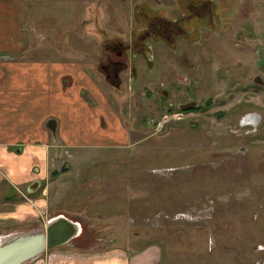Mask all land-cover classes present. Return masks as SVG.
Instances as JSON below:
<instances>
[{"label":"rangeland","instance_id":"374dc122","mask_svg":"<svg viewBox=\"0 0 264 264\" xmlns=\"http://www.w3.org/2000/svg\"><path fill=\"white\" fill-rule=\"evenodd\" d=\"M69 1L76 7L58 9L50 36L65 49L76 31L65 19L79 26L84 13L79 0ZM91 2L100 25L91 37L94 53L96 36L102 40L97 61L107 55V42L130 39L133 9L143 3L181 15L175 0ZM223 2L228 9L215 2L212 13L218 26L208 21L196 44L149 41L151 65L134 59L137 68L122 74L120 92L107 84L118 116L109 125L118 137L126 132L124 141L61 147L43 179L20 187L0 181V237L37 231L64 215L83 233L58 248L62 254L92 245L87 251L117 249L131 257L151 246L161 253L158 264H264V85L254 82L257 76L264 82V0ZM173 49L191 65L171 63ZM190 101L200 111L178 109ZM251 116L256 126L244 125Z\"/></svg>","mask_w":264,"mask_h":264},{"label":"crops","instance_id":"0c3cea01","mask_svg":"<svg viewBox=\"0 0 264 264\" xmlns=\"http://www.w3.org/2000/svg\"><path fill=\"white\" fill-rule=\"evenodd\" d=\"M57 1L0 0V181L9 180L14 187L43 179L49 157L59 156L61 147L104 148L126 137V132L118 137L109 125L118 116L96 69L102 40L96 36L94 53L91 37L100 25L92 19L91 0L78 1L84 12L79 26L65 19L66 28L76 27L66 49L50 36L56 34L58 9L76 5ZM92 100L99 116L93 113ZM91 247L66 254L56 249L33 264H158L161 259L151 246L131 257L117 249L102 255L87 251Z\"/></svg>","mask_w":264,"mask_h":264},{"label":"flooded vegetation","instance_id":"af4514ba","mask_svg":"<svg viewBox=\"0 0 264 264\" xmlns=\"http://www.w3.org/2000/svg\"><path fill=\"white\" fill-rule=\"evenodd\" d=\"M181 15L178 17H172L169 10L158 11L155 13L151 9L153 5L149 3H143L144 15L139 18L138 9H133V22L131 25V37L127 42L122 41L120 38H113L110 43L107 42V51L105 58L98 59L96 66L97 71L101 77L105 80L112 90L120 92L122 89L121 76L126 71L130 70L134 72L135 60L140 58L144 63L151 65L149 62V41H153L159 37L166 38L169 42L184 40V43L193 45L201 39V28H205L207 22H211V26H218L219 19L213 15V11L217 9L216 5H223L224 9H228L223 0H175ZM157 8V7H156ZM204 12L206 15L202 14ZM108 39V38H106ZM110 40V39H108ZM173 57H171V63L176 60L180 65L190 66L191 62L187 58V54H178L177 50H171ZM110 56V57H109ZM113 57V58H112ZM105 59V60H104ZM135 59V60H134ZM168 72H174V65L172 64L168 68ZM134 74V73H133ZM263 82L260 76L254 78ZM132 81V79H130ZM190 82H188L189 84ZM167 96V94H166ZM107 101L110 103V99L107 96ZM113 107V105H112ZM168 112H172L173 104L168 103ZM114 109V107H113ZM178 109L184 113L200 111V106L195 101H190L186 104H179Z\"/></svg>","mask_w":264,"mask_h":264},{"label":"water","instance_id":"95a60500","mask_svg":"<svg viewBox=\"0 0 264 264\" xmlns=\"http://www.w3.org/2000/svg\"><path fill=\"white\" fill-rule=\"evenodd\" d=\"M263 86L264 82L256 80ZM39 183L31 186L30 192L38 189ZM83 233V227L64 215L56 216L37 231L17 233L0 241V264H27L48 251L67 246Z\"/></svg>","mask_w":264,"mask_h":264},{"label":"bare ground","instance_id":"6f19581e","mask_svg":"<svg viewBox=\"0 0 264 264\" xmlns=\"http://www.w3.org/2000/svg\"><path fill=\"white\" fill-rule=\"evenodd\" d=\"M247 124H253V125H255L256 126V124H257V120H256V118L255 117H249V118H247L245 121H244V125H247ZM13 235V234H12ZM9 236V235H8ZM5 237H7V236H2V237H0V241L2 240V239H4Z\"/></svg>","mask_w":264,"mask_h":264},{"label":"trees","instance_id":"16d2710c","mask_svg":"<svg viewBox=\"0 0 264 264\" xmlns=\"http://www.w3.org/2000/svg\"><path fill=\"white\" fill-rule=\"evenodd\" d=\"M144 13H145L144 10H139L138 11L139 18H141V16L144 15Z\"/></svg>","mask_w":264,"mask_h":264}]
</instances>
